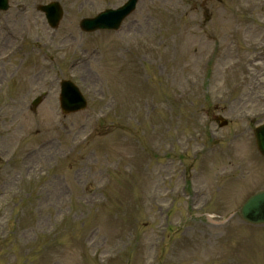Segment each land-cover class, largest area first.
<instances>
[{
	"label": "rangeland",
	"instance_id": "rangeland-1",
	"mask_svg": "<svg viewBox=\"0 0 264 264\" xmlns=\"http://www.w3.org/2000/svg\"><path fill=\"white\" fill-rule=\"evenodd\" d=\"M50 1L0 12V264H264L235 212L264 188V0H140L95 33L125 0H56V30ZM62 79L84 111L60 113Z\"/></svg>",
	"mask_w": 264,
	"mask_h": 264
},
{
	"label": "water",
	"instance_id": "water-1",
	"mask_svg": "<svg viewBox=\"0 0 264 264\" xmlns=\"http://www.w3.org/2000/svg\"><path fill=\"white\" fill-rule=\"evenodd\" d=\"M136 2L137 0H128L122 7L116 10H107L93 19H83L80 22V28L87 32L102 28H116L121 20L133 9ZM6 8L7 1L0 0V9ZM39 9L45 12L49 24L52 27H56L61 18L59 6L54 3L39 7ZM62 104L65 112L75 111L85 106V102L77 90L70 84L64 83L62 85ZM255 135L259 150L264 154V126L255 130ZM240 213L242 218L247 222L253 224L264 223V192H259L250 197L242 206Z\"/></svg>",
	"mask_w": 264,
	"mask_h": 264
},
{
	"label": "bare ground",
	"instance_id": "bare-ground-1",
	"mask_svg": "<svg viewBox=\"0 0 264 264\" xmlns=\"http://www.w3.org/2000/svg\"><path fill=\"white\" fill-rule=\"evenodd\" d=\"M3 31L6 32V28L5 27L3 28Z\"/></svg>",
	"mask_w": 264,
	"mask_h": 264
}]
</instances>
